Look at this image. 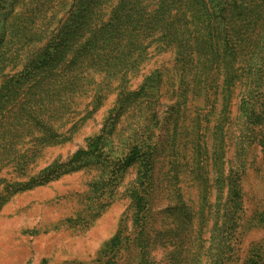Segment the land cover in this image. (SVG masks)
<instances>
[{"label": "rangeland", "instance_id": "obj_1", "mask_svg": "<svg viewBox=\"0 0 264 264\" xmlns=\"http://www.w3.org/2000/svg\"><path fill=\"white\" fill-rule=\"evenodd\" d=\"M0 264H264V0H0Z\"/></svg>", "mask_w": 264, "mask_h": 264}, {"label": "trees", "instance_id": "obj_2", "mask_svg": "<svg viewBox=\"0 0 264 264\" xmlns=\"http://www.w3.org/2000/svg\"><path fill=\"white\" fill-rule=\"evenodd\" d=\"M81 19H82V21H80L81 22L80 24L81 25H87V23L85 21L86 17L82 13H81ZM107 33H112L111 35H109V37L113 38V40L115 39L114 43L116 42V40L118 38H121L123 36V31L111 30V31H106V32L105 31L95 32L93 37L95 38V37L99 36L98 39H101V37L103 35H106ZM109 37H107L105 39L108 40ZM66 43H67V39L63 40V41L62 40H58L57 42H55L53 44V47H55V48L59 49V51H61L63 48L67 47V46H65ZM80 49L84 51L83 55L91 56L92 62L97 63V62H101V61L98 60L99 57H103L104 59H107L109 57V55H108L109 52H111V54L113 53L114 50H115V52H117V51L120 50V47L119 46L111 47V50H109V52H107V53H102L101 52L102 48L97 49L96 50L97 52H95V50L94 51L85 50V48H80ZM102 61H104V60H102ZM11 91H13V90H11ZM35 113L36 112L34 111V114Z\"/></svg>", "mask_w": 264, "mask_h": 264}]
</instances>
